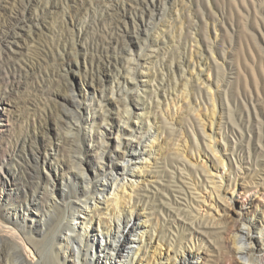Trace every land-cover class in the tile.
<instances>
[{"label":"rangeland","instance_id":"374dc122","mask_svg":"<svg viewBox=\"0 0 264 264\" xmlns=\"http://www.w3.org/2000/svg\"><path fill=\"white\" fill-rule=\"evenodd\" d=\"M23 1L0 0V95L4 99L0 158L9 155L0 191L21 199L30 191L31 197L29 181L38 180L42 184L36 201L42 210L47 208L42 204L48 199L44 188L49 171L41 168L35 178L26 177L32 151L47 145L54 165L70 156L85 157L82 148L73 152L67 142L68 127L74 131L75 123L74 119L64 122L62 107L71 110L72 106L56 103L49 91H76L90 76L96 80L99 69L118 55L121 63L129 62L133 76L145 80L133 94L153 106L159 120L157 138L145 143L147 151L153 145L155 153L146 163L137 195L131 198L142 207L143 224L162 236L156 253L149 251L150 264L159 251L198 244L206 253L191 264L227 259L225 229L253 193L234 195L223 210L214 194L210 196L209 184L200 186L198 175L185 164L187 159L196 164L205 159L197 158L203 153L193 140L200 139V125L207 129L212 119L221 132L216 141L247 146L249 155L240 166H249V172L236 181L260 183L263 192L254 203H264V0H157L156 7L141 0H33L30 7H24ZM147 129L146 123L139 124L134 135L145 136ZM224 162L221 172L227 175V159ZM89 165L94 168L97 161L91 158ZM127 191L121 198L124 202ZM226 192L230 196L231 191ZM177 204L190 215L177 222L194 223L205 216L218 223L201 227L203 242L180 238L183 227L169 216ZM0 231L8 232L1 226ZM34 252L29 256L31 264L37 263Z\"/></svg>","mask_w":264,"mask_h":264},{"label":"bare ground","instance_id":"6f19581e","mask_svg":"<svg viewBox=\"0 0 264 264\" xmlns=\"http://www.w3.org/2000/svg\"><path fill=\"white\" fill-rule=\"evenodd\" d=\"M141 1L148 7L150 3L152 7L158 5L157 0ZM31 5H34L33 0L23 1L24 7ZM70 22L73 24L72 19ZM110 43L113 44V40ZM120 58L113 55L96 73V80L90 76L81 82V87L76 91L73 88L70 92L49 91L56 103L72 106L71 110L62 107L66 115V118L62 116L64 122L70 123L74 119L75 123L74 131L68 127L70 130L67 135L70 138L67 142L73 152L82 148L85 157L70 156L67 162L54 165L49 158L47 145L41 148L38 146L36 151H32L30 159L27 158L26 177L29 180L35 178L41 168L49 171L46 172L47 187L44 188L48 199L42 204L43 208H47L43 210L36 201V194L42 184L38 180L29 181L31 197L30 191L25 192L22 199L10 195L8 191H0V226L8 231H0V264H31L29 256L33 251L37 254L36 264L151 263L149 251L156 253L162 236L143 224L142 207L134 205L131 198L137 195L138 183L145 179L143 177L147 173L146 163L155 153L153 145L149 147L150 151H147V146L160 133L156 126L159 120L153 106L150 107L133 94L134 89L145 83V80L133 76L129 62L123 64ZM133 60L130 58L128 61ZM3 102L0 95V109ZM142 123L147 124V134L135 136L134 130ZM215 124L218 123L215 121ZM219 129L214 126L212 119L207 129L203 124L200 125V139L194 138V144L191 143L197 148L201 147L203 156L198 153L197 158L205 159L201 164L187 159L186 167L198 175L200 186L209 184L210 196L214 194L223 210L229 207L234 195L247 191L253 195L247 202L240 204L235 219L226 227L227 238L223 246L228 258L224 257L227 259H220L216 264H224L225 261L228 264H264V203L261 200L254 203L256 195L263 191L258 189L260 183L253 185L255 182L244 184L236 181L237 177L238 180L248 175L249 166L241 168L240 165L245 162L249 150L242 142L222 144L216 141V135L221 133ZM147 142L149 144H145ZM217 153L220 155L217 156ZM7 157L9 155L4 154L0 158V177L6 173ZM91 158L97 161L94 168L89 165ZM225 159L228 173L222 175ZM178 160L181 162L182 158ZM232 172L234 176H231ZM216 176L218 179L214 180ZM126 190L128 200L124 202L121 198ZM226 191H231V197L226 196ZM7 200L14 202L8 204ZM219 201L222 202L219 204ZM169 216L176 222L179 217H190L178 204L169 212ZM197 219H194V223L177 222L183 227L182 240L203 242L205 234L201 227L218 224L214 219H205V216ZM42 243L45 251L41 248ZM205 253L203 245L198 244L196 248L191 246L180 251H159L158 257L153 259L154 264H191L193 258H200Z\"/></svg>","mask_w":264,"mask_h":264}]
</instances>
